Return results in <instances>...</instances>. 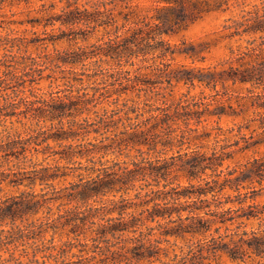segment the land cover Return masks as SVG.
I'll use <instances>...</instances> for the list:
<instances>
[{
  "label": "clouds",
  "instance_id": "obj_1",
  "mask_svg": "<svg viewBox=\"0 0 264 264\" xmlns=\"http://www.w3.org/2000/svg\"><path fill=\"white\" fill-rule=\"evenodd\" d=\"M0 264H264V0H0Z\"/></svg>",
  "mask_w": 264,
  "mask_h": 264
},
{
  "label": "trees",
  "instance_id": "obj_2",
  "mask_svg": "<svg viewBox=\"0 0 264 264\" xmlns=\"http://www.w3.org/2000/svg\"><path fill=\"white\" fill-rule=\"evenodd\" d=\"M21 2H23V0H21ZM239 83V82H238ZM129 91H131V89H129Z\"/></svg>",
  "mask_w": 264,
  "mask_h": 264
}]
</instances>
